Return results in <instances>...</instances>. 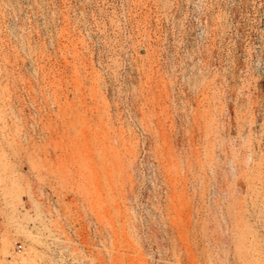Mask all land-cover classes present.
Segmentation results:
<instances>
[{"label": "rangeland", "instance_id": "1", "mask_svg": "<svg viewBox=\"0 0 264 264\" xmlns=\"http://www.w3.org/2000/svg\"><path fill=\"white\" fill-rule=\"evenodd\" d=\"M0 264H264V0H0Z\"/></svg>", "mask_w": 264, "mask_h": 264}, {"label": "bare ground", "instance_id": "2", "mask_svg": "<svg viewBox=\"0 0 264 264\" xmlns=\"http://www.w3.org/2000/svg\"><path fill=\"white\" fill-rule=\"evenodd\" d=\"M8 251V250H7Z\"/></svg>", "mask_w": 264, "mask_h": 264}]
</instances>
